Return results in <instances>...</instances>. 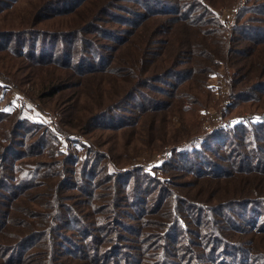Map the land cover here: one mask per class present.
<instances>
[{"label": "trees", "instance_id": "obj_1", "mask_svg": "<svg viewBox=\"0 0 264 264\" xmlns=\"http://www.w3.org/2000/svg\"><path fill=\"white\" fill-rule=\"evenodd\" d=\"M229 1L34 0L0 26V83L46 70L58 116L0 111V264H264V0Z\"/></svg>", "mask_w": 264, "mask_h": 264}, {"label": "rangeland", "instance_id": "obj_2", "mask_svg": "<svg viewBox=\"0 0 264 264\" xmlns=\"http://www.w3.org/2000/svg\"><path fill=\"white\" fill-rule=\"evenodd\" d=\"M32 1L34 0L16 1L14 9L10 11L9 14L5 16H0V26L2 25H13V26L23 25V27H26V23L28 22V19H29V14L27 11L24 12L23 9L28 7L29 2H32ZM226 6L227 7L223 12V19L228 22L232 14L233 0H230ZM0 59L2 60L3 57H0ZM28 73H29L28 76L25 78L26 81L23 82V86L20 89H16L15 87H11V86L5 88V86L0 83V85L3 86V90L0 92V111L2 110L12 111L14 110V108H17L19 105H22V106L28 107V109L30 110L29 113H31L32 115L36 114L38 117L39 116L42 117L47 123H53L54 121L57 122L58 116L56 115L52 107V105L57 103L55 99H49L48 101H45L38 97V91L49 83L50 75L48 74L46 70H42V69L36 70L33 67L28 71ZM209 82L211 83V80ZM85 98H86L85 94H83L82 92L78 93L77 98H76L77 103L78 104L82 103ZM22 101H25L26 104H23ZM11 104L12 106L10 107ZM48 113L52 115L51 118L43 117V115H47ZM242 115L249 116L250 114L243 113ZM212 118L216 119V114L213 109H210L206 113H202L200 111L197 112L196 118L194 122H192L191 129L194 132L195 131L197 132V130L202 131V132H210L212 128V124H211ZM68 120L71 121V123L68 124V126L73 125L74 119L70 114L68 115ZM170 123L174 127L167 126L168 128H176L178 125V123L175 120H172V121L170 120ZM167 133L169 134V131H167ZM104 137H106V134L103 133L101 135V138H104ZM70 139L71 141L69 143H70L71 148L77 147L78 145H76V143L84 144L86 142L84 137H81V136L80 137L72 136ZM113 146L114 147L116 146V148H118L117 153L115 152V150H113L114 155L117 156L116 158L119 159L121 163H124V159L121 158V153H120V152H123L122 146L123 147L125 146L124 138L121 135H118L116 139L113 141L112 146L110 147L113 148ZM162 151H163V148H162ZM159 155L160 153H156L155 156L151 157V159L149 160H151V162H156L157 161L156 159L159 157ZM140 158L141 157H138L136 159H140ZM147 160L148 158H146L144 161H147ZM131 162L135 163V161L133 160ZM258 184L255 183L253 185L259 186ZM253 185H248V189L250 191H252ZM263 185L262 186L260 185V187L263 188ZM209 187L213 188V184H210ZM242 190H243L242 186H239L238 183L233 184V183L226 181L225 183L219 186L217 194L218 195H227L228 193L237 194ZM204 192L205 193L211 192V189L210 188L205 189ZM217 194H210V195L205 194L203 197L202 195H200L198 198L200 200L202 199L208 204H210L209 201H211V204L221 203L218 201ZM246 208L249 210H253V211L258 209L257 207H254V206L246 207ZM260 236H262L261 237L262 239L259 238L258 235L248 236V237H251L252 246L256 245L257 242L264 244V234Z\"/></svg>", "mask_w": 264, "mask_h": 264}, {"label": "built area", "instance_id": "obj_3", "mask_svg": "<svg viewBox=\"0 0 264 264\" xmlns=\"http://www.w3.org/2000/svg\"><path fill=\"white\" fill-rule=\"evenodd\" d=\"M22 103H23V104H26V102H25V101H22Z\"/></svg>", "mask_w": 264, "mask_h": 264}]
</instances>
